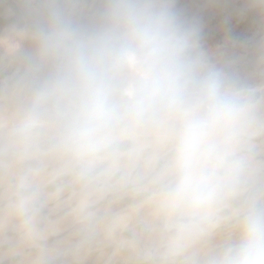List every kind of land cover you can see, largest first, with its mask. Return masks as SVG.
<instances>
[{
	"label": "rangeland",
	"instance_id": "rangeland-1",
	"mask_svg": "<svg viewBox=\"0 0 264 264\" xmlns=\"http://www.w3.org/2000/svg\"><path fill=\"white\" fill-rule=\"evenodd\" d=\"M196 30L198 71L220 75L244 117L211 200L176 204L172 121L115 124L81 147L69 57L45 47L52 13L87 43L109 0H0V264H223L264 211V0H169Z\"/></svg>",
	"mask_w": 264,
	"mask_h": 264
},
{
	"label": "clouds",
	"instance_id": "clouds-1",
	"mask_svg": "<svg viewBox=\"0 0 264 264\" xmlns=\"http://www.w3.org/2000/svg\"><path fill=\"white\" fill-rule=\"evenodd\" d=\"M106 27L87 43L53 11L45 47L63 51L73 73V135L81 147L103 142L121 121L163 114L173 124L174 203L199 207L213 195L244 117L220 75L201 74L193 56L196 30L169 0H109ZM223 264H264V211L242 222Z\"/></svg>",
	"mask_w": 264,
	"mask_h": 264
},
{
	"label": "bare ground",
	"instance_id": "bare-ground-1",
	"mask_svg": "<svg viewBox=\"0 0 264 264\" xmlns=\"http://www.w3.org/2000/svg\"><path fill=\"white\" fill-rule=\"evenodd\" d=\"M0 43L3 45V46H6V47H16L18 46V42L17 41H14L12 40L11 37H8L7 35H4V36H0Z\"/></svg>",
	"mask_w": 264,
	"mask_h": 264
}]
</instances>
